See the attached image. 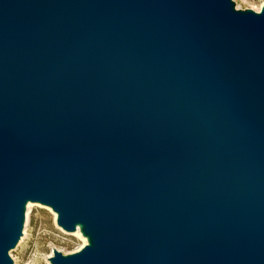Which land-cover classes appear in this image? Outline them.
I'll return each instance as SVG.
<instances>
[{"label": "water", "instance_id": "water-1", "mask_svg": "<svg viewBox=\"0 0 264 264\" xmlns=\"http://www.w3.org/2000/svg\"><path fill=\"white\" fill-rule=\"evenodd\" d=\"M28 200L51 264H264V5L0 0V264Z\"/></svg>", "mask_w": 264, "mask_h": 264}, {"label": "rangeland", "instance_id": "rangeland-1", "mask_svg": "<svg viewBox=\"0 0 264 264\" xmlns=\"http://www.w3.org/2000/svg\"><path fill=\"white\" fill-rule=\"evenodd\" d=\"M233 1L238 9L252 8L260 11L264 5V0ZM51 209L34 205L29 211L27 224L24 213L23 227L26 225V234L23 237L22 230L23 239L19 238L16 245L9 250L11 264H51L49 256L52 255L54 248L69 253L85 244L81 236H76L73 232L57 225L56 215Z\"/></svg>", "mask_w": 264, "mask_h": 264}, {"label": "bare ground", "instance_id": "bare-ground-1", "mask_svg": "<svg viewBox=\"0 0 264 264\" xmlns=\"http://www.w3.org/2000/svg\"><path fill=\"white\" fill-rule=\"evenodd\" d=\"M34 205H39V206H44V207H48V208H50L51 209V207L49 206V205H46V204H42V203H40V202H38V201H31V200H28L27 202H26V204H25V211H24V213H25V224H27V220H28V215H29V211L31 210V208L34 206ZM52 210V209H51ZM52 212L55 214V215H57L56 214V212L54 211V210H52ZM28 227V226H27ZM61 227V226H60ZM22 230H23V234H22V236L24 235L25 236V234H26V225H24V227L22 228ZM71 232H73V234H75L76 236H81V238H83V241H85V244L87 243V239H88V237L86 236V235H84V234H82V232H81V230H80V224L78 223V224H76V229H74V230H72ZM83 235V236H82ZM20 237V239L22 240L23 239V237ZM85 236V237H84ZM87 238V239H86ZM50 264V263H49Z\"/></svg>", "mask_w": 264, "mask_h": 264}]
</instances>
